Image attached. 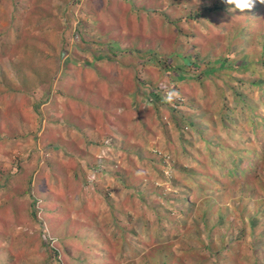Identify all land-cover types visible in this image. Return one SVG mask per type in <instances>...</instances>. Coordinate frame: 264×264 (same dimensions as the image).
<instances>
[{
    "label": "rangeland",
    "instance_id": "obj_1",
    "mask_svg": "<svg viewBox=\"0 0 264 264\" xmlns=\"http://www.w3.org/2000/svg\"><path fill=\"white\" fill-rule=\"evenodd\" d=\"M68 1L0 0V74L13 91H0V177L7 175V181L0 180V208H6L0 218V264H143L161 244L165 250L154 255L163 254L160 264H171V259L182 264H264V162L249 167L248 159L215 148V139L207 145L195 138L188 130L193 126H188V84H179L182 72L173 75L157 66L159 60L167 65V55L172 65L183 64V53L190 51L187 27L208 41L197 44L194 52L209 64L217 62L215 50L210 54L207 45L217 41V49L219 36L199 16L203 5L194 0H85L73 11ZM16 10L21 21L13 24L20 32L17 38L34 55V73L25 80L17 77V64L12 63L20 41L1 34L6 29L2 14ZM85 42L90 48L82 53ZM170 91L179 93L172 103L165 100ZM40 99L45 105L37 107ZM114 123L118 130L111 135ZM61 137L67 145L71 142L67 157H62V145L50 152L44 147ZM124 139L136 145L131 149L135 166H130ZM226 156L235 162L240 158V168L246 165L252 175L234 209L233 202L220 199L229 209L224 219L216 220L214 206L204 213V229L200 212L216 199L210 196L203 203L209 186L202 182L204 190H199L192 169L223 177L219 162ZM105 161H116L118 168ZM197 163L206 165L200 170ZM95 164H101L99 177L91 168ZM128 173L139 174L138 181L130 183ZM27 179L30 195L10 199L4 193L6 182L17 193ZM65 185L80 193L61 191ZM108 194L123 204L118 227L114 214L98 204ZM50 196L57 200L48 205L44 201ZM252 197L261 200L256 208ZM188 201L200 206L191 207ZM32 211L36 224L28 216ZM250 215L260 221L257 238L245 224ZM208 220L215 226L208 227Z\"/></svg>",
    "mask_w": 264,
    "mask_h": 264
},
{
    "label": "trees",
    "instance_id": "obj_2",
    "mask_svg": "<svg viewBox=\"0 0 264 264\" xmlns=\"http://www.w3.org/2000/svg\"><path fill=\"white\" fill-rule=\"evenodd\" d=\"M196 1L200 3V5H203L201 10L199 11V16L208 26L210 31H213L215 35L219 36L218 42L220 45L217 49H215L213 46L217 41H213L212 43L207 45L209 46L210 54H213L215 50L217 58L214 59V61L217 60V62L209 64L206 60L198 56L199 52H194L195 49L199 50L197 48H199L198 46L201 44L200 42H205L204 44L206 45L208 44V41L206 42L205 40H201V35L196 34L192 30H190L189 27H187V34H184V36L189 39L190 51L183 53L181 57V59L183 60V64L178 66L172 65L167 61L170 59V56L167 55V60H165L167 65L163 66L161 64V61L159 60L157 61V66L162 71L174 73L173 75L182 72L183 75L179 80V84L184 86L185 84H188L187 92L185 95V98H187V107L189 110H193L195 111V113H199L197 117L198 120H195V123L198 124V128L208 126L212 122L219 121L224 126H226V131L232 132L229 127L232 124L240 123L237 127V131L240 134L241 140V146L238 156L240 158L253 157L256 155V145L258 142L256 137L258 135V129L261 127L254 110L258 104H264V30L257 28L260 15L262 14L263 5L259 4V9L257 7H254L250 12H246L244 14H241L239 11L228 14L227 12H225V9L229 6L225 4L224 0ZM127 17H130V15H128ZM206 33L208 32L206 31ZM76 35L78 37V34ZM243 41H245V43H243ZM255 42L259 44L257 48H254ZM81 46L82 48L80 49L82 53L88 51L90 48V46L86 42ZM232 47H234V49H232ZM63 48H66V44L63 45ZM116 49L121 50L120 46ZM241 49L244 50L245 58L241 57ZM75 52H77L78 54L80 53L77 50ZM83 62L86 63L87 61ZM243 62H245V65H241ZM256 64L259 65L258 68L255 69ZM88 67L97 72V70L90 65H88ZM246 72L248 73L249 77L245 76ZM247 87L253 88L257 91L255 100H250V96H245L244 92L247 90ZM157 88V86H154V89ZM228 104H230V107L228 106ZM134 105H136V103ZM222 110H224V112H222ZM193 123V121L189 122L188 125H192ZM251 137H253V139H251ZM4 142L6 143L5 140ZM8 143H10V141ZM60 146L61 143L59 142H48L47 144H45V148H47L46 151L48 152L55 151L59 149ZM66 148L67 146H63V148H61V151L64 152V155L62 157H67L66 155L70 154L68 150H65ZM220 148L222 150H226L225 147ZM80 160L81 159H79V161ZM78 162H75V166H77ZM197 165L200 168L205 167V165H201L199 163H197ZM247 165L249 167H252L251 163ZM256 166V164H253L254 168ZM53 167L54 165L52 166V168ZM99 167H101V164H95L93 165V167H91L97 177L103 174V172L100 171ZM191 175L199 174L196 173L195 169H192ZM2 177L7 181V175L3 173ZM72 178L75 179V176H73ZM29 184V179H27V182L24 185V189L17 193H15L14 191L12 193L13 184L11 183L9 184L6 182L2 187L5 188L4 193H6L5 191H7L8 198L13 199L26 194L30 195V189L28 187ZM53 187L52 189H54ZM60 190H72V194L75 195H78L80 193V189H73L72 187L69 188V186L67 185L61 187ZM74 190H76L77 192L73 193ZM61 194L64 196V198H66V193ZM114 195L108 194L104 197V199H99L98 202L100 203L98 204L100 207L108 209L106 213L114 214L113 217L118 219L119 215H121L120 212L122 211L123 204L116 203L114 201ZM206 195L208 194L206 193ZM49 198L50 199L44 201L48 203V205L56 202L57 200L55 198H52V196H50ZM51 200H53V202H51ZM33 203L34 200L29 205L31 208H33ZM187 203L190 204L191 207L194 206L196 209L198 208V206H200V203L198 205L192 203L191 201H188ZM238 203H241L240 197L234 199V203L231 208L234 209L235 206L238 205ZM260 203V199L255 200V207H258ZM5 209V207L0 208L1 219L3 218V216H5ZM64 210L66 212H69L70 208L66 206ZM204 210L205 211L200 212V218H204L202 226L204 227V229H206V219L203 216L207 209L204 208ZM228 210V208H222L215 212L214 215L216 216V220L220 221L221 219H224V216L226 215L224 211ZM28 216L33 221V223L36 224L34 222L36 218V212H29ZM118 220H115V222H118ZM77 221L78 224L84 226L80 220ZM245 224L247 226L249 235H254V238H257L258 229L256 228V226L257 224H260V221L257 220L256 216L250 215V218L247 219V222ZM262 225L264 227V223ZM207 226L210 228L214 227V220L211 223H209L208 220ZM120 240L121 241L119 242H122L123 239L121 238ZM31 245L32 242L29 243L28 248L31 247ZM37 245L42 246L39 243ZM164 245L165 244L156 246L154 248L155 251L153 252L162 253L165 250ZM222 250V247L221 250L217 248V251L215 250V255H220ZM118 252L121 254L120 250H118ZM155 253L149 254L144 257L146 259L143 264H160V259L163 254H158L154 257Z\"/></svg>",
    "mask_w": 264,
    "mask_h": 264
},
{
    "label": "clouds",
    "instance_id": "obj_3",
    "mask_svg": "<svg viewBox=\"0 0 264 264\" xmlns=\"http://www.w3.org/2000/svg\"><path fill=\"white\" fill-rule=\"evenodd\" d=\"M4 1H8V0H4ZM194 1H196V0H194ZM84 2H85V0H69L67 2V5L71 4L72 5L71 9L74 11L75 10L74 7H76L77 4L79 5V4H82ZM224 2L226 5L229 6L228 8L225 9V12H227L228 14H230L232 12H236V11H239L241 14H244L246 12H250L254 7H257L259 9V4H262L263 5L262 14L260 15V19H259V22L257 24V28L264 30V27L259 26L260 23H262L264 26V0H224ZM172 3H174V2H172ZM16 12H17V10L14 11L12 15H11V13L2 14L3 16H5L7 18L3 17L2 24H6L5 25L6 29L3 30L1 34L5 33L7 37H10L13 39H18L20 41L19 47H18L19 51H14L16 58L12 60V63L17 64L16 70L19 71V75L17 77H22L25 80L26 76H30L31 75L30 73H34L31 70L32 65H33L32 60H33L34 55L31 52V49L29 48V45L27 44V42H26V44H24L22 46L21 41L23 39L17 38V35H20V32L17 31L16 27L13 24H16V21H18V22H21V21L19 18H16ZM4 20H5V23H4ZM30 20H31V22L33 21L32 17H30ZM76 23H78V22H76ZM72 29H73V27H72ZM77 29H78V26H77ZM195 30H196V28H195ZM71 34L75 35L77 38V35H76L77 32L72 31ZM243 43H245V41H243ZM258 46H259V44L257 42H255L254 48H257ZM232 49H234V47H232ZM240 54H241V57L245 58L243 49H241ZM241 65H245V62H243ZM258 65L259 64L255 65V69L258 68ZM9 69L11 70L13 68L10 67ZM0 72H2V69ZM178 76L181 77L180 75H178ZM245 76L249 77L247 72L245 73ZM0 91H2L3 93H7V94H9L11 92L13 93V91L10 90V87L6 83V75L5 74H0ZM20 93L22 94L23 97L25 96L23 91H20ZM244 94L246 97L250 96V100H255L257 91L253 88L247 87V90L244 92ZM176 98H179V93L175 92V91H170L167 93L165 100L168 103H172L174 101V99H176ZM36 103H37L36 104L37 107L42 106L41 104L45 105V100L40 99V100L36 101ZM228 106L230 107V104H228ZM254 111L256 113V116L258 117V122L261 125V127L258 129V135L256 137V139L258 140L257 145H256L257 146L256 155L253 157H247L245 159H248L251 162V164L253 163V164L258 165V164L264 162V104H258ZM222 112H224V110H222ZM190 113H191V115H190L191 119L194 123L192 125H188V126H193V127H190L189 129L188 128L183 129L182 131H187V129L191 130L193 132L194 136H196L195 138H197L199 141L204 142L207 145L210 144L209 140L215 139L216 140V146L214 145L215 148L218 149L222 146H225L227 151H230L231 153L233 151L238 156L239 149L241 146L240 145L241 140H240V134L237 131V127L240 123L232 124L229 127L232 132L226 131V126H224L219 121L212 122L208 126L195 128L194 126H198V124L195 123V120H198L197 117H198L199 113H195V111H193V110H190ZM72 118H73V116H72ZM16 122L18 123V125H26L25 123H23L19 120H17ZM102 123H106V120H103ZM50 124L53 125L55 123L52 122ZM185 126H187V125H185ZM117 130H118V128L116 129V126L114 123V128L109 129V132L112 135V134H115ZM40 132L43 133V129H41ZM182 133L186 134V132H182ZM44 134L45 133H43L42 136H44ZM10 136H12V135H10ZM6 137H9V136H6ZM203 139H205V140H203ZM251 139H253V137H251ZM70 140H72V139H70ZM58 142L61 143V145L65 146V147L69 146L71 144V142H70V144L67 145L64 142V140L62 139V137H61V139L58 140ZM123 142H124V149L131 153L132 162H131L130 166H135L137 163V160L135 157L136 153H134L131 149L135 150L136 145L133 144L128 139H124ZM47 143H45V144H47ZM63 144H66V145H63ZM44 147H45V145H44ZM220 150H222V149L220 148ZM203 154H204V156H206L209 159V161H211L208 151H205ZM228 157L229 156H226V158L223 161L219 162L220 165L222 166V168L225 169V175L223 177L217 176L212 171L210 173H207L206 175H203L202 173L196 171V173L199 174V175H197L199 177V179H196L195 176L192 175V179L195 182H198L200 184V186L198 188L199 190H204V188L201 185L202 182L206 183L209 186V189H207L208 195H206V193L204 192V196H205L204 204H205V202H207V199L210 196H214V198L216 199V202L214 204H212V205L210 204V205H207L208 207H204L207 210H209L211 206H214V210H215V212H217L219 209L222 208V206H223V208H225L224 205L226 204V203H220V199L227 200L228 203H230V202L234 203L235 198L240 197V199H242L243 195L245 194L244 191H245V188L248 184V181H246V180L249 179L250 176L252 175V173H250L251 170L246 172L247 169H250L246 165H244L242 168H240V166H239L240 159L239 158H238L239 161L235 162L233 160L231 161V160L227 159ZM207 163L208 162L206 161V164ZM230 163L237 165V168L239 169V171L236 170L234 172L233 167L230 165ZM104 164H106L108 167H111L114 169L118 168L116 161H112V162L111 161L110 162L105 161ZM199 164H201V163H199ZM201 165H203V164H201ZM196 166L198 167L197 164H196ZM226 168H229V170H226ZM200 170H202V169L200 168ZM128 177L130 179L129 180L130 183L136 182L139 179V174L128 173ZM1 179H2V177H0V180ZM29 182H30V179H29ZM212 186H219V187L212 189L213 188ZM210 187H212V188H210ZM236 188H237L238 192H234V189H236ZM2 189H5V188L2 187ZM249 200H251L252 206L254 208H256L255 207V200H257V198L252 197ZM103 209H105V208H103ZM128 218H129V222H131L132 221L131 216H128ZM118 223H119V220H118V222H115V224H117V227H118ZM129 228H131V226ZM171 258H172V256H171ZM176 262H179L180 264H182L181 261H178L176 259L172 261V259H171V264H175Z\"/></svg>",
    "mask_w": 264,
    "mask_h": 264
}]
</instances>
